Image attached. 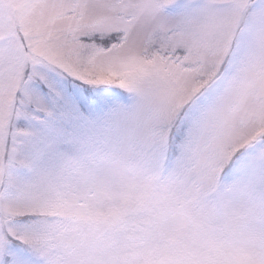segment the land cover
Here are the masks:
<instances>
[{
    "label": "snow or ice",
    "instance_id": "1",
    "mask_svg": "<svg viewBox=\"0 0 264 264\" xmlns=\"http://www.w3.org/2000/svg\"><path fill=\"white\" fill-rule=\"evenodd\" d=\"M0 264H264V0H0Z\"/></svg>",
    "mask_w": 264,
    "mask_h": 264
}]
</instances>
